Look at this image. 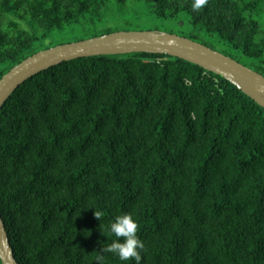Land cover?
<instances>
[{
    "label": "trees",
    "instance_id": "16d2710c",
    "mask_svg": "<svg viewBox=\"0 0 264 264\" xmlns=\"http://www.w3.org/2000/svg\"><path fill=\"white\" fill-rule=\"evenodd\" d=\"M193 2L0 0V80L147 11L264 76V0ZM0 209L18 264H136L103 252L124 213L141 264H264V107L168 54L57 64L0 110Z\"/></svg>",
    "mask_w": 264,
    "mask_h": 264
},
{
    "label": "water",
    "instance_id": "95a60500",
    "mask_svg": "<svg viewBox=\"0 0 264 264\" xmlns=\"http://www.w3.org/2000/svg\"><path fill=\"white\" fill-rule=\"evenodd\" d=\"M148 52L168 54L203 66L232 82L264 107V76L206 45L177 34L120 31L40 51L14 67L0 80V110L9 96L32 76L80 57ZM0 256L4 264H18L0 209Z\"/></svg>",
    "mask_w": 264,
    "mask_h": 264
},
{
    "label": "clouds",
    "instance_id": "9594fccd",
    "mask_svg": "<svg viewBox=\"0 0 264 264\" xmlns=\"http://www.w3.org/2000/svg\"><path fill=\"white\" fill-rule=\"evenodd\" d=\"M206 3L207 0H194L192 7L198 10ZM95 215L102 219V213L95 211ZM106 228L115 239L108 246L103 247V252L117 256L120 261L135 260L136 264H141V250L144 244L138 235V221L130 213H124L116 216ZM97 261L98 264H104L103 255L98 256Z\"/></svg>",
    "mask_w": 264,
    "mask_h": 264
},
{
    "label": "rangeland",
    "instance_id": "374dc122",
    "mask_svg": "<svg viewBox=\"0 0 264 264\" xmlns=\"http://www.w3.org/2000/svg\"><path fill=\"white\" fill-rule=\"evenodd\" d=\"M121 31H159V32H179V27L174 23L158 19L148 11L145 12L138 21L121 25Z\"/></svg>",
    "mask_w": 264,
    "mask_h": 264
}]
</instances>
